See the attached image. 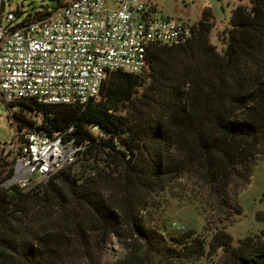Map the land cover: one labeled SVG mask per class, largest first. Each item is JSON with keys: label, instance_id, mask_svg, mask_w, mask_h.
<instances>
[{"label": "trees", "instance_id": "1", "mask_svg": "<svg viewBox=\"0 0 264 264\" xmlns=\"http://www.w3.org/2000/svg\"><path fill=\"white\" fill-rule=\"evenodd\" d=\"M211 26L194 25L184 45L150 47L144 73H111L85 106H11L19 141L44 132L84 148L42 186L0 189V264H71L68 236L85 246L117 237L125 253L112 264H264L263 195L255 228L237 240L151 215L154 193L186 173L219 190L235 175L249 182V159L264 148V0L232 10L221 51ZM85 249L88 264H103Z\"/></svg>", "mask_w": 264, "mask_h": 264}, {"label": "built area", "instance_id": "2", "mask_svg": "<svg viewBox=\"0 0 264 264\" xmlns=\"http://www.w3.org/2000/svg\"><path fill=\"white\" fill-rule=\"evenodd\" d=\"M5 5L0 0V110L11 126L17 102L85 106L99 100L111 73H144L150 47L181 46L192 38V27L162 18L146 0H71L58 10L29 14ZM22 135L23 142L15 133L2 145L0 132L2 190L44 185L76 163L84 148L44 132Z\"/></svg>", "mask_w": 264, "mask_h": 264}, {"label": "rangeland", "instance_id": "3", "mask_svg": "<svg viewBox=\"0 0 264 264\" xmlns=\"http://www.w3.org/2000/svg\"><path fill=\"white\" fill-rule=\"evenodd\" d=\"M61 1L65 5L71 0ZM5 3L6 11L11 8L26 14L38 9H54L57 5L55 0H5ZM146 3L162 18H171L190 28L209 19L212 24L209 40L221 51L222 33L230 26L232 10L239 5H247L249 0H146ZM14 109L11 107L10 111L14 112ZM13 126L8 122L6 112L0 110L2 145L13 142L16 133ZM249 160L253 167L249 182L235 175L230 185L222 184L224 189L221 190L216 189L215 185L206 184L198 173L189 172L174 179L164 190L154 193L151 212L153 219L166 222L176 231L184 227L199 231L208 228L231 234L235 240L245 237L251 226L255 228L254 213L263 211L259 199L264 196V148L253 151ZM56 216L59 217V214ZM87 241V246L77 236H68L64 241L69 245L71 264L89 263L85 257V247L93 250L91 253L94 260L103 264H112L125 253L123 244L115 236Z\"/></svg>", "mask_w": 264, "mask_h": 264}, {"label": "water", "instance_id": "4", "mask_svg": "<svg viewBox=\"0 0 264 264\" xmlns=\"http://www.w3.org/2000/svg\"><path fill=\"white\" fill-rule=\"evenodd\" d=\"M94 131H96V128H95V130ZM3 153V151L1 152V154ZM8 156V155H7Z\"/></svg>", "mask_w": 264, "mask_h": 264}]
</instances>
